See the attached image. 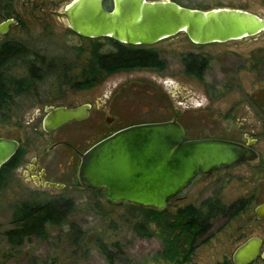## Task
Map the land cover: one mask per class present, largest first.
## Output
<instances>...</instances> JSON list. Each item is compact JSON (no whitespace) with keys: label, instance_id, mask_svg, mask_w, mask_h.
Returning <instances> with one entry per match:
<instances>
[{"label":"rangeland","instance_id":"374dc122","mask_svg":"<svg viewBox=\"0 0 264 264\" xmlns=\"http://www.w3.org/2000/svg\"><path fill=\"white\" fill-rule=\"evenodd\" d=\"M69 1H15L19 24L11 27L9 33L4 35L0 42L17 41L26 44L48 60H53L56 70L38 87V96L31 95L19 102V114L8 118L0 116V137H11L22 141L35 138L41 143L42 152L48 149V137L43 136L41 128L44 108L49 104L75 107L87 103L93 105V115L88 120L68 125L65 129H74L81 134L85 132L82 140L78 142H82L84 147L88 146L107 134V129L96 131L92 130L91 125L97 105L109 95H111L109 100L111 108H107L100 116L103 118L109 114L118 118L109 126L110 129L114 130L129 124L176 120L185 128L188 140L222 136L224 122L216 111L227 109L232 101L239 99L236 94L252 93L254 89L264 88V82L257 81L259 76L252 69L254 57L264 62L263 31L255 37L208 45H194L184 33H179L149 46L158 53L160 59L165 61L164 71L138 70L118 73L92 89L67 90L60 81L63 75L60 70L61 60L65 59V62L75 64L77 67L83 66L87 53L79 56L78 49L87 51L90 47L87 39L79 38L72 33L64 22L54 15V12L59 11ZM171 1L187 8L209 10L228 7L264 17V0ZM99 42L103 44L104 51L112 49L104 38H100ZM186 54L208 60L209 67L204 74V82L184 73L180 59ZM17 74L24 75L25 70L20 68ZM231 77H235L237 85V88L231 92L234 96L222 97L212 103L207 95L208 87L214 86L220 89ZM179 93H183L182 97L186 100L194 101L187 103L179 100ZM38 110L42 111L40 117L36 116ZM215 117H218L216 122ZM214 122L217 124L216 128L211 127L214 126L211 125ZM258 149L264 157V148L259 146ZM67 159L68 156L57 162L64 164ZM258 183L254 182V185L246 184L242 187V184L234 180L221 194V200L228 204L235 200L242 190L257 186ZM211 191V185L200 184L196 188V193L188 195L187 199H184L186 197L184 194L173 200L167 208L168 215L187 205L198 206ZM72 192V195L84 197L82 193ZM33 193L39 192L33 191L22 177L15 178L0 191V264H108L106 257L99 251V244H104L113 251L114 264H174L157 256L164 251V244L158 237L159 230L154 225L152 230L156 231V234L152 238H139L134 234L132 228L138 220V212L126 208H112L103 201H100L99 208H88L84 206L83 198L80 200L78 197H76V212L69 215L64 225L48 227L46 240L31 238L22 247L13 249L4 232L14 227L12 224L14 205L28 200ZM244 216L227 225H223V220H218L213 226V239L195 250L187 264H215L222 254L230 258L233 250L248 236L258 231L264 234V227L253 224L249 211ZM240 235L243 236V240L235 238ZM73 239L78 243L74 244ZM115 244L118 245V249L113 248ZM177 247L180 252L184 249L183 244ZM255 264H264V262Z\"/></svg>","mask_w":264,"mask_h":264},{"label":"water","instance_id":"95a60500","mask_svg":"<svg viewBox=\"0 0 264 264\" xmlns=\"http://www.w3.org/2000/svg\"><path fill=\"white\" fill-rule=\"evenodd\" d=\"M105 1H110L107 9ZM54 15L83 39L108 38L132 47H149L184 33L194 45L226 43L264 31V17L236 8L192 9L171 0H70ZM17 23L0 24V36ZM87 117V106L49 108L46 132ZM109 121V120H108ZM19 143L0 138V170ZM241 145L220 139H189L177 121L127 127L80 156L78 180L87 189H104L110 205H135L164 211L200 175L255 159ZM51 187L60 188L49 184ZM264 211V205L260 207ZM259 243L249 239L234 252V264H251Z\"/></svg>","mask_w":264,"mask_h":264},{"label":"flooded vegetation","instance_id":"af4514ba","mask_svg":"<svg viewBox=\"0 0 264 264\" xmlns=\"http://www.w3.org/2000/svg\"><path fill=\"white\" fill-rule=\"evenodd\" d=\"M15 1L13 0V9L14 14L11 18L2 19L1 12L2 7L0 8V24L13 19L17 24H19V19L17 18V11L15 7ZM13 27V26H11ZM10 27V28H11ZM10 31V30H9ZM9 33V32H8ZM7 33V34H8ZM5 34V35H7ZM4 35L0 36V40ZM10 42V41H6ZM4 43V42H3ZM0 44H2L0 42ZM142 49L150 50L149 47H143ZM153 50V49H151ZM39 64L42 62H47V57L40 54V52H36L32 50ZM155 51V50H153ZM156 52V51H155ZM158 58L160 59L158 53L156 52ZM260 58V57H259ZM162 60V59H161ZM165 62V61H164ZM253 71L257 72L258 78L257 81L264 82V62L261 59H257L254 57V62L252 63ZM165 70V68H164ZM162 70V71H164ZM207 71V70H206ZM161 72V71H159ZM262 75V77H260ZM235 77H231L227 83L223 84L220 89L215 88L214 86L208 87V98L213 103L221 99L222 97H232L234 93H231L235 88H237ZM241 90V89H240ZM173 92V91H171ZM179 100L190 103L194 100H186V98L182 97L183 93H179ZM238 95L239 99L236 101H232L231 104L228 105L227 109L216 111L218 117L222 119L224 122V135L222 136H208L206 139H220L228 142H233L241 145L245 149L253 152L255 154L254 160H249L245 162H240L235 164L229 168L222 170H214L209 175H200L196 177L191 185L183 190L177 197L186 194L184 199H187L188 195L191 196L196 193V188L205 183L212 186V191L210 195L204 199L202 202H207V206H201V203L198 206H193L196 210L204 209L203 213L206 214L213 213L216 216H213L211 221L207 225V229L203 233H199V237L194 238V242L190 246H184V249L189 251V261L184 263L187 264L190 262L191 256L194 251L199 247L205 245L208 241L213 239V226L218 220H223V225H227L229 222L245 217L248 211L251 213V220L253 224L257 226L264 227V211L260 209L261 206L264 205V157L263 153L258 149L259 146L264 148V88H257L252 90V93H240ZM235 95V96H236ZM6 98L10 104L6 106L5 109H2L0 112V116L2 118L5 117H14L15 114H19V106L20 101L25 99L28 96H23L22 98L18 96L17 93L13 92L8 93L3 96ZM184 98V99H183ZM111 99V95L106 96L101 100V103L96 107V113L93 116V125H91L92 130L100 131L101 129H107V134L103 135L96 142L89 144L88 146H82V142H78V140H82L84 137L83 134L78 133L76 130H66L65 128L68 125L79 124L85 120H88L92 115V106L91 104H81L75 107H66L61 105H48L44 108V117L42 118L41 128L44 137H48V149H45L41 152L42 145L38 143L35 138H28L25 141L11 138V137H0L8 140H14L19 143V150L15 154V156L7 163V173L5 176L0 179L1 190L12 183L15 178L22 177L25 179L28 185L31 186L32 190L39 193H33L32 197L25 201H34L35 203H40L41 205H50L52 208H55L57 211L61 213H69L72 214L76 212V197L79 199L83 198L84 206L88 208H99L100 201H103L109 207L112 208H126L127 210L139 212L142 207H138L135 205H110L104 199V189H87L80 185L78 180V169L80 165V156L88 151L92 146L100 142L101 140L111 136L112 134L125 129L127 127L139 124L146 123H138V124H129L122 125L116 129H110L109 126L112 123L117 121V117L114 115H102V113L107 110L109 107V100ZM80 106H87V117L83 120L79 121H71L58 129L50 132H46L43 128V121L47 115V109L49 108H58L64 107L66 109H74ZM242 109H241V107ZM114 107V106H113ZM119 108V106H117ZM114 109H116L114 107ZM41 110H38L36 116L40 117L42 114ZM215 117L214 121L216 122ZM109 120V121H108ZM172 121V120H169ZM176 121V120H175ZM166 122V121H165ZM215 122L211 125L212 128H216L217 124ZM151 123H159V122H151ZM179 123V122H178ZM180 124V123H179ZM182 126V125H181ZM183 127V126H182ZM63 129H65L63 131ZM184 131L185 128L183 127ZM232 132V133H230ZM81 134V135H80ZM186 135V131H185ZM202 139V138H199ZM188 140V139H186ZM33 151V152H32ZM31 152L33 153L31 155ZM68 156L67 161L64 164H60L57 161H62V158ZM5 166V165H4ZM3 166V167H4ZM259 174V178H258ZM261 175V177H260ZM237 181L242 184V187H245L246 184H253L254 182H259L257 186L252 188L242 190V193L238 194V197L232 202L226 204L221 200V194L225 189L232 184L233 181ZM72 182V183H71ZM49 184L57 185V187H51ZM74 188V190L72 189ZM240 188V187H239ZM238 188V189H239ZM0 190V191H1ZM230 190V189H229ZM65 191V192H63ZM82 193L84 197L75 196L71 193ZM58 192V193H52ZM71 195V196H70ZM176 197V198H177ZM86 198V199H85ZM80 199V200H81ZM256 201V203H255ZM23 202V201H21ZM171 203V202H170ZM255 204V205H254ZM170 205V204H169ZM185 206V207H187ZM169 207V206H168ZM167 207V208H168ZM166 208V209H167ZM184 208V207H183ZM179 208V209H183ZM41 209H48L45 206H42ZM178 209V210H179ZM250 217H248V220ZM245 222V221H244ZM258 228V227H257ZM36 239H40L38 237H33ZM236 239L243 240V236L235 237ZM249 239H255L259 243V250L256 258L253 263L264 262V234H261L259 231L254 233L253 235L248 236L244 239L231 253L230 258L226 255L222 254L215 264H234L232 262L233 254L235 250L245 243ZM164 252V251H163ZM162 252V253H163ZM167 261V260H166ZM170 262V261H168ZM171 263V262H170Z\"/></svg>","mask_w":264,"mask_h":264},{"label":"trees","instance_id":"16d2710c","mask_svg":"<svg viewBox=\"0 0 264 264\" xmlns=\"http://www.w3.org/2000/svg\"><path fill=\"white\" fill-rule=\"evenodd\" d=\"M104 5L108 9L110 1H105ZM1 7L2 19L11 18L14 14L13 0H0ZM104 39L112 48L110 51L103 50L104 46L99 42V39H88L90 47L87 51L82 48L78 49L79 56L87 53L83 66L77 67L75 64H68L65 59L61 60L60 70L63 75L60 81L64 83L67 90H89L118 73L138 70L159 72L165 68V62L159 59L156 52L151 49L122 45L111 39ZM36 56L28 45L21 42L10 41L0 44V112L10 104L3 96L13 92V89L21 98L25 95L38 96V87L55 72L56 64L53 60L39 64L38 60L33 58ZM180 62L187 76L204 82V74L209 67L206 58L186 54L181 56ZM20 68L25 70L24 75L17 74ZM7 168L8 164L0 170V179L6 175ZM42 206L48 207V209L43 210L41 209ZM201 206L202 208L207 206V202H202ZM13 209L12 224L14 227L4 232V236L13 249L22 247L27 240L33 237L46 240L48 227L54 228L64 225L70 215L69 213H61L50 205H41L34 201L17 203ZM203 210H196L193 206H187L177 210L172 215H168L167 209L162 212L141 209L138 212V220L132 229L137 237L148 239L156 234V231L152 230L154 225L159 230L158 237L164 244V252L157 254V256L174 264H184L189 261L190 253L187 249L180 252L177 246L179 244L192 245L194 238H198L200 232H205L212 217L216 216L213 213H203ZM75 241L73 239V243L77 244L78 242ZM98 248L106 257L108 264H114L113 251L104 244H99ZM113 248L118 249L119 247L115 244Z\"/></svg>","mask_w":264,"mask_h":264}]
</instances>
